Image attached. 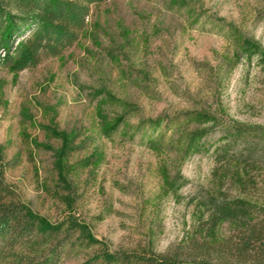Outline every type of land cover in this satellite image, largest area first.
I'll return each mask as SVG.
<instances>
[{"label":"rangeland","instance_id":"rangeland-1","mask_svg":"<svg viewBox=\"0 0 264 264\" xmlns=\"http://www.w3.org/2000/svg\"><path fill=\"white\" fill-rule=\"evenodd\" d=\"M0 157L4 195L57 229L0 239V262L86 264L139 244L164 253L257 221L264 0L91 5L61 56L0 66Z\"/></svg>","mask_w":264,"mask_h":264},{"label":"trees","instance_id":"trees-1","mask_svg":"<svg viewBox=\"0 0 264 264\" xmlns=\"http://www.w3.org/2000/svg\"><path fill=\"white\" fill-rule=\"evenodd\" d=\"M104 1L0 0V66L23 71L61 56L80 38L90 6ZM15 41L18 46L13 49ZM4 186L1 171V240L17 246L57 234V229L33 215L21 201L6 197ZM0 264H56V260L21 256ZM86 264H264V213L221 242L195 240L189 245H174L164 253L144 244L116 251L101 248Z\"/></svg>","mask_w":264,"mask_h":264}]
</instances>
